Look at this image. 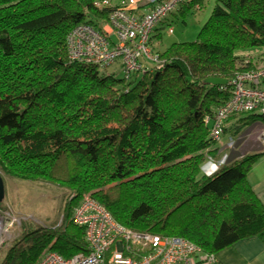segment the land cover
Wrapping results in <instances>:
<instances>
[{"label": "trees", "instance_id": "1", "mask_svg": "<svg viewBox=\"0 0 264 264\" xmlns=\"http://www.w3.org/2000/svg\"><path fill=\"white\" fill-rule=\"evenodd\" d=\"M96 1L0 0V175L69 192L62 222L22 223L0 264L88 253L85 227L73 220L87 195L127 230L184 238L208 254L264 241V205L249 181L264 146L249 153L245 145L264 116L231 117L230 149L206 122L232 97L228 84L207 80L264 65V0H215L196 41L155 51L160 66L129 79L120 64L71 59L76 26L104 32L109 23L112 7ZM201 2L182 0L177 10ZM225 154L214 173L203 172Z\"/></svg>", "mask_w": 264, "mask_h": 264}, {"label": "built area", "instance_id": "2", "mask_svg": "<svg viewBox=\"0 0 264 264\" xmlns=\"http://www.w3.org/2000/svg\"><path fill=\"white\" fill-rule=\"evenodd\" d=\"M181 1L121 0L112 5L109 0H97V7H112L108 23L111 31L100 32L89 24L76 26L68 36L71 59L97 64L101 69L120 64L126 79L151 71L153 66L159 67L160 57L152 47V35L177 11ZM228 85L232 90L231 99L219 107L211 119H206L207 123L209 120L212 123L211 137L215 141L220 140L231 117L254 113L264 116V65L238 72ZM253 134L256 142L264 146V123ZM233 145L230 143L231 148ZM226 155L221 163L212 158L208 162H218L214 164L218 168L225 163ZM73 220L85 227L89 252L66 259L51 251L37 264H220L215 254L203 252L187 239L127 230L88 195L75 208ZM14 223L12 220L11 225ZM0 228L10 232L8 228Z\"/></svg>", "mask_w": 264, "mask_h": 264}, {"label": "rangeland", "instance_id": "3", "mask_svg": "<svg viewBox=\"0 0 264 264\" xmlns=\"http://www.w3.org/2000/svg\"><path fill=\"white\" fill-rule=\"evenodd\" d=\"M197 5L194 4L192 6L190 3V9L185 10L183 13L174 12L171 14L168 20L170 26L166 24L167 26L160 31L162 36V42L159 46L160 50L164 51L169 44L194 42L197 40L202 27L210 18L215 6V0H203L199 4L201 7L199 10L196 9ZM169 27L172 28V33ZM146 63L150 65L149 62ZM232 141L231 135L224 133L220 140L217 141V146L222 143H228L226 148L230 149ZM224 158L225 156L218 162H223ZM218 162L210 160L206 165L204 164L203 172L206 175L215 172L217 168L214 164L218 165ZM68 194V191L48 184L7 178L5 180V198L3 202L8 207V212L0 208V227H3V229L8 228L10 232L7 233L0 228V248L3 242L10 238V241L13 239L22 223L32 226H51L57 220L61 223L63 218L61 214L67 202ZM12 220L15 221L13 226L11 225Z\"/></svg>", "mask_w": 264, "mask_h": 264}, {"label": "crops", "instance_id": "4", "mask_svg": "<svg viewBox=\"0 0 264 264\" xmlns=\"http://www.w3.org/2000/svg\"><path fill=\"white\" fill-rule=\"evenodd\" d=\"M109 1L112 5H117L121 0ZM176 12H178V10ZM169 18L170 16L156 28V31L152 35L153 38L151 44L155 51H163L159 49V46L162 42V36L158 35L161 34V29L167 26L166 24H169ZM168 26H170V24ZM103 29L105 32L111 31L109 25H105ZM169 29L172 28L169 27ZM112 38L115 39L113 35ZM171 45L172 44H169L165 50H167ZM259 51L261 50L254 51V53ZM248 143V141L245 143L246 147L248 148L247 152L250 153L251 151L258 150L259 144L254 142L248 145ZM227 144L228 143H222L220 145L221 149H225ZM212 173L214 172H211L210 175ZM249 181L254 192L264 205V156L257 160L249 174ZM216 259L220 264H264V241L259 238H250L240 241L233 246L218 252L216 254Z\"/></svg>", "mask_w": 264, "mask_h": 264}, {"label": "water", "instance_id": "5", "mask_svg": "<svg viewBox=\"0 0 264 264\" xmlns=\"http://www.w3.org/2000/svg\"><path fill=\"white\" fill-rule=\"evenodd\" d=\"M207 83L216 86H224L227 84V81L219 78H211L207 80ZM4 198H5V183L3 177L0 175V203L3 202Z\"/></svg>", "mask_w": 264, "mask_h": 264}]
</instances>
